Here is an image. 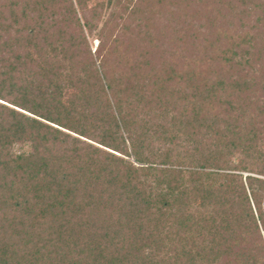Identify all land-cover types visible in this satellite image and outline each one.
Returning <instances> with one entry per match:
<instances>
[{"label": "trees", "instance_id": "16d2710c", "mask_svg": "<svg viewBox=\"0 0 264 264\" xmlns=\"http://www.w3.org/2000/svg\"><path fill=\"white\" fill-rule=\"evenodd\" d=\"M262 231L264 0H0V264H264Z\"/></svg>", "mask_w": 264, "mask_h": 264}, {"label": "rangeland", "instance_id": "374dc122", "mask_svg": "<svg viewBox=\"0 0 264 264\" xmlns=\"http://www.w3.org/2000/svg\"><path fill=\"white\" fill-rule=\"evenodd\" d=\"M90 43H91L92 47L95 48L96 45H97V40H95L94 37H91V38H90ZM241 174H243V176H246V175L249 174V173H247V172H243V173H241Z\"/></svg>", "mask_w": 264, "mask_h": 264}, {"label": "built area", "instance_id": "2783aa9c", "mask_svg": "<svg viewBox=\"0 0 264 264\" xmlns=\"http://www.w3.org/2000/svg\"><path fill=\"white\" fill-rule=\"evenodd\" d=\"M262 233H263V236H264V231H262Z\"/></svg>", "mask_w": 264, "mask_h": 264}]
</instances>
